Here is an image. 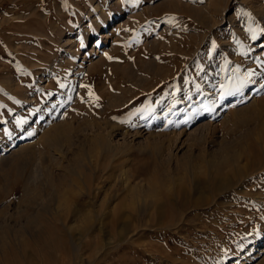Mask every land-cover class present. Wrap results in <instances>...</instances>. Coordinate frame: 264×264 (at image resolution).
<instances>
[{"label":"rangeland","instance_id":"rangeland-1","mask_svg":"<svg viewBox=\"0 0 264 264\" xmlns=\"http://www.w3.org/2000/svg\"><path fill=\"white\" fill-rule=\"evenodd\" d=\"M159 234L264 264V0H0V264H170Z\"/></svg>","mask_w":264,"mask_h":264},{"label":"bare ground","instance_id":"bare-ground-1","mask_svg":"<svg viewBox=\"0 0 264 264\" xmlns=\"http://www.w3.org/2000/svg\"><path fill=\"white\" fill-rule=\"evenodd\" d=\"M9 1V0H8ZM18 2V1H17ZM41 2V1H40ZM43 2V1H42ZM41 2V3H42ZM16 3V2H15ZM23 4V3H22ZM2 7V6H1ZM6 7V6H5ZM8 8V7H7ZM1 9H3V7L1 8ZM5 10V9H4ZM13 10V9H12ZM52 140V139H51ZM220 189V188H219ZM218 189V190H219ZM220 191V190H219ZM196 200V199H195ZM197 201H199L198 199H197ZM192 202H194V201H192ZM196 202V201H195ZM194 202V203H195ZM194 203H193V205H194ZM197 203H199V202H197ZM142 204H143V202H142ZM141 204V205H142ZM182 204V203H181ZM203 204V203H202ZM184 205H185V203H184ZM182 206V205H181ZM180 206V207H181ZM159 208V206L157 205V203H156V206H155V210H153V211H155V212H153V213H151L150 214V216L151 215H153V214H155L154 215V217L156 218L155 220H147V215H146V208H147V205H146V203H144V205H143V209H140L139 210V208L138 209H136V207H131V209H130V211L128 212V215H127V218H128V225H127V227H128V229H130L131 231H136L138 228H142V226H145V227H149V226H151L152 228H158L159 230H164V232L166 233V232H169V231H174V229H173V226H176L175 228L177 229V231H176V234L178 235L179 234V231L181 230V227L183 226V219H181V220H179L178 222H177V224L175 225V224H172V223H174V220L170 217V222H168L169 221V219L167 220V222L165 221L166 219L164 218V216L163 215H161L162 214V212L159 214H157L156 213V208ZM188 207H189V205H188ZM191 207H193V206H191ZM195 207V206H194ZM142 208V207H141ZM157 208V209H158ZM182 209V208H181ZM159 211H161L160 209H158ZM185 210V209H184ZM159 211H157V212H159ZM183 213V212H182ZM184 214V213H183ZM176 216V215H175ZM172 217H174L173 215H172ZM179 217V216H178ZM175 219V218H174ZM180 219V218H179ZM171 223V224H170ZM178 224H180V225H178ZM182 225V226H181ZM130 233V232H129ZM137 233V232H136ZM163 234L164 236H167V235H169L168 233H166V234ZM134 234V233H133ZM68 236V235H67ZM174 236V235H173ZM78 237V236H77ZM175 237V236H174ZM174 237H172V238H174ZM177 237V236H176ZM74 239V238H73ZM170 239V238H169ZM169 239H166V238H164V239H162V235L161 234H159L156 238H155V242H148V244H147V247H148V249H146L145 250V252H147V253H151V254H154L155 256H158L159 258H160V260H164V261H166L167 263H170V264H173V262H175L174 261V259H176V258H174V256H175V252H173V251H171V250H168V249H165V246L164 247H162L161 245H159L158 243H161V242H164L166 245L167 244H169V243H167V240H169ZM75 240V239H74ZM70 241H72V240H70ZM67 242V241H66ZM69 242V241H68ZM67 242V243H68ZM134 243H135V245L136 244H138V243H140V242H136L135 240H133V242H132V244L134 245ZM261 244V243H260ZM139 245V244H138ZM137 247H139V246H137ZM167 247H168V245H167ZM66 255V254H65ZM177 256V255H176ZM67 257V256H66ZM61 260H64L63 258L61 259ZM68 260V259H67ZM66 260V264H68V261ZM175 264V263H174Z\"/></svg>","mask_w":264,"mask_h":264}]
</instances>
